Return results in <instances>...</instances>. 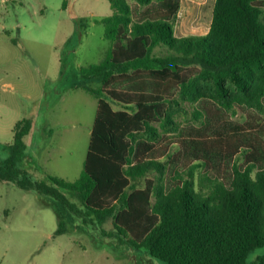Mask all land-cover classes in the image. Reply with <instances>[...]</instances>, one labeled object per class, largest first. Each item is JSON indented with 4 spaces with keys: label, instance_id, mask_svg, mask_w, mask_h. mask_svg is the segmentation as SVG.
Masks as SVG:
<instances>
[{
    "label": "trees",
    "instance_id": "1",
    "mask_svg": "<svg viewBox=\"0 0 264 264\" xmlns=\"http://www.w3.org/2000/svg\"><path fill=\"white\" fill-rule=\"evenodd\" d=\"M109 2L110 50L82 68L101 83L83 86L98 103L82 175L22 169L32 130L22 119L0 144V182L53 208L57 234L112 219L124 244L166 264H264L248 261L264 247V0H215L208 33L186 37L175 36L182 0ZM174 114L195 123L180 130ZM160 128L176 140L160 143Z\"/></svg>",
    "mask_w": 264,
    "mask_h": 264
},
{
    "label": "rangeland",
    "instance_id": "2",
    "mask_svg": "<svg viewBox=\"0 0 264 264\" xmlns=\"http://www.w3.org/2000/svg\"><path fill=\"white\" fill-rule=\"evenodd\" d=\"M214 5L215 0H182L175 36H202L210 28ZM111 13L109 0H0V144L12 143L17 122L36 109L33 121L46 124L53 143L39 152L35 169L30 156L20 167L37 179L51 174L74 182L82 175L98 103L83 86L101 87L99 81L86 80L82 68L109 52L101 20ZM174 119L180 130L195 123L193 114H174ZM159 130L160 143L176 140L178 131ZM7 156L0 149V157ZM201 173H195L196 188L207 192L212 183ZM112 222L85 225L76 219L57 234L53 208L33 192L0 182V264H166L124 244L113 234ZM260 255L264 247L248 261Z\"/></svg>",
    "mask_w": 264,
    "mask_h": 264
},
{
    "label": "crops",
    "instance_id": "3",
    "mask_svg": "<svg viewBox=\"0 0 264 264\" xmlns=\"http://www.w3.org/2000/svg\"><path fill=\"white\" fill-rule=\"evenodd\" d=\"M208 31L209 30H207L204 34L201 35L207 34ZM47 113H48V109L45 110L44 114ZM30 114H32V117L29 118V120L32 121V130L30 134L25 138V143L27 146L26 157L27 156L31 157L32 160L30 161L31 164L29 165H31V167L32 168L34 167L33 169H35L37 167L39 160V152L41 150H46L48 147L52 146L53 140L48 136V134L45 131V130H49L47 127L45 129L46 124L38 125L37 122L33 121V119L35 118L34 117L35 115L33 114H37L36 109Z\"/></svg>",
    "mask_w": 264,
    "mask_h": 264
},
{
    "label": "clouds",
    "instance_id": "4",
    "mask_svg": "<svg viewBox=\"0 0 264 264\" xmlns=\"http://www.w3.org/2000/svg\"><path fill=\"white\" fill-rule=\"evenodd\" d=\"M225 87L229 88L230 90L234 89V85H232L230 81L226 82Z\"/></svg>",
    "mask_w": 264,
    "mask_h": 264
}]
</instances>
